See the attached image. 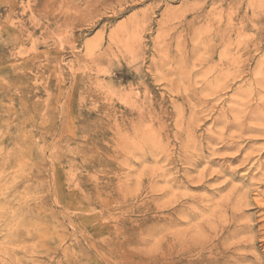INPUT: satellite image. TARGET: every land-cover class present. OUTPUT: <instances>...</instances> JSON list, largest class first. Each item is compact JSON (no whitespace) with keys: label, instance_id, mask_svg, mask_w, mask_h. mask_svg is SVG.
I'll list each match as a JSON object with an SVG mask.
<instances>
[{"label":"rangeland","instance_id":"374dc122","mask_svg":"<svg viewBox=\"0 0 264 264\" xmlns=\"http://www.w3.org/2000/svg\"><path fill=\"white\" fill-rule=\"evenodd\" d=\"M263 204L264 0H0V264H264Z\"/></svg>","mask_w":264,"mask_h":264},{"label":"bare ground","instance_id":"6f19581e","mask_svg":"<svg viewBox=\"0 0 264 264\" xmlns=\"http://www.w3.org/2000/svg\"><path fill=\"white\" fill-rule=\"evenodd\" d=\"M211 8V7H210ZM200 10V9H199ZM206 28V27H205ZM230 33V32H229ZM225 39V38H224ZM239 46V45H238ZM227 56V55H226ZM221 57H222V55H221ZM218 58H220V57H218ZM219 62H220V60H219ZM235 62H236V60H235ZM216 64V63H215ZM237 66V65H236ZM190 138V137H189ZM193 140V139H192ZM188 142V141H187ZM165 151V150H164ZM120 153V152H119ZM125 158V157H124ZM261 200V199H260ZM256 202V201H255ZM21 205V204H20ZM42 205V204H41ZM262 205V204H261ZM264 205V204H263ZM16 209V208H15ZM13 210H11V212H12ZM2 212V211H1ZM13 216V215H12ZM7 220V219H6ZM17 223V222H16ZM3 225V224H2ZM233 227V226H232ZM35 230V229H34ZM223 231V230H222ZM9 232V231H8ZM33 232V231H32ZM10 234V233H9ZM20 234V233H19ZM18 234V235H19ZM172 234V233H171ZM22 235H23V231H22ZM212 235V234H211ZM21 236V235H20ZM34 236V235H33ZM218 236V235H217ZM22 237V236H21ZM28 237V236H27ZM20 238V237H19ZM30 241V240H29ZM221 241V240H220ZM249 241V240H248ZM202 242V241H201ZM198 243H200V241L198 242ZM197 243V244H198ZM195 245H196V243H195ZM201 246H203V245H205V244H200ZM208 245V244H207ZM219 245V244H218ZM201 246H200V249H201ZM197 247V246H196ZM219 247V246H218ZM221 247V246H220ZM203 248H204V246H203ZM234 248V247H233ZM253 248V247H252ZM198 249V248H197ZM7 250V249H6ZM162 250V249H161ZM160 250V251H161ZM203 250V249H202ZM235 250V249H234ZM32 251V250H31ZM176 251V250H175ZM190 251V250H189ZM238 251V250H237ZM10 252V251H9ZM31 253V252H30ZM34 253V252H33ZM203 253V252H202ZM26 254V253H25ZM160 254H161V252H160ZM220 254V253H219ZM222 254V253H221ZM168 256V255H167ZM173 256V255H172ZM197 256V255H196ZM218 260V259H217ZM209 261V260H208ZM184 262V261H183ZM263 263V262H262ZM183 264V263H182ZM207 264H211V262H208Z\"/></svg>","mask_w":264,"mask_h":264}]
</instances>
